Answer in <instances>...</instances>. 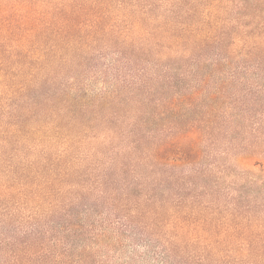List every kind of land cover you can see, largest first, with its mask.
<instances>
[{
	"label": "rangeland",
	"instance_id": "1",
	"mask_svg": "<svg viewBox=\"0 0 264 264\" xmlns=\"http://www.w3.org/2000/svg\"><path fill=\"white\" fill-rule=\"evenodd\" d=\"M257 11L264 19V0H0V204L14 197L7 188L27 182L18 180L20 169H45L37 165L41 157L54 162L50 167L59 161L88 187L104 174L100 165L108 168L116 157L127 173L135 166L142 188L151 186L148 149L177 121L185 136L201 140L202 153L199 163L176 171L183 178L176 185L196 177L185 188L172 184L182 208L168 222L183 226L203 219V210L211 230L233 233V222L259 229L264 57L246 56L244 45L264 50ZM204 18L233 31L229 60L204 48V32L190 43L178 38L179 22L199 27ZM164 88L172 92L162 94ZM195 237L187 236L200 245L218 241ZM128 244L105 250L100 261L163 264L147 245Z\"/></svg>",
	"mask_w": 264,
	"mask_h": 264
},
{
	"label": "trees",
	"instance_id": "2",
	"mask_svg": "<svg viewBox=\"0 0 264 264\" xmlns=\"http://www.w3.org/2000/svg\"><path fill=\"white\" fill-rule=\"evenodd\" d=\"M249 7L245 1L244 10ZM257 12L258 20H264L258 15L262 11ZM236 17L232 19L234 22H237ZM196 22L202 28L184 27L186 24L179 22L181 35L178 38L190 43L196 33L204 32V48L229 60L227 51L230 53L233 31L220 26L218 21L209 24L206 18ZM244 45H247L246 56L257 61L264 57L262 48ZM196 62H200L199 59ZM261 66L258 62L257 69ZM159 78L165 80L160 74ZM170 90L164 88L160 92H172ZM170 125L169 135L152 143L155 147L152 151L148 149L150 173L154 179L151 186L147 184L142 188L136 179L135 166L127 173V166L116 157L110 158L108 168L100 165L104 174L89 187L84 177H73L59 161L50 167L54 162L51 159L46 162L41 157L37 165L45 169L35 173L26 172L29 166L20 169L21 172L16 173L18 180L27 182L17 183V188H7L11 191L8 196L14 197L0 204V264H104L100 258L105 256V250H120L129 245V241L136 247L147 245L145 248L150 253L157 251L156 256L163 264H264V222L259 229L233 222V233L227 231L225 234L211 230L214 221L203 210H193L203 219H185L183 226L176 221L168 222L173 212L182 208L175 200L181 198L176 186L192 185L188 181L196 177L176 185L178 179L183 180L176 171L199 163L202 153L201 140L199 142L197 136H191L192 139L185 136L189 132L182 133L185 128L177 121ZM133 172V178L128 181L125 176ZM192 173L196 174V169H192ZM201 225L208 226L209 230L198 231ZM219 225L215 226L219 228ZM191 226L194 227L191 231H184ZM172 230L175 232L168 233ZM193 234L196 239L213 235L218 241L209 243L206 239V243L200 245L198 240L187 238Z\"/></svg>",
	"mask_w": 264,
	"mask_h": 264
}]
</instances>
